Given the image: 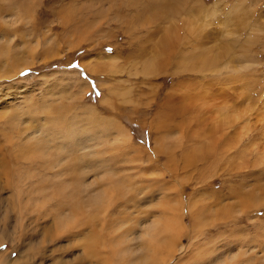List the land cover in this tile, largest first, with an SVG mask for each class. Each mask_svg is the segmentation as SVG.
I'll return each instance as SVG.
<instances>
[{
	"label": "rangeland",
	"instance_id": "1",
	"mask_svg": "<svg viewBox=\"0 0 264 264\" xmlns=\"http://www.w3.org/2000/svg\"><path fill=\"white\" fill-rule=\"evenodd\" d=\"M0 34V231L46 213L101 264H264V0H0Z\"/></svg>",
	"mask_w": 264,
	"mask_h": 264
},
{
	"label": "bare ground",
	"instance_id": "2",
	"mask_svg": "<svg viewBox=\"0 0 264 264\" xmlns=\"http://www.w3.org/2000/svg\"><path fill=\"white\" fill-rule=\"evenodd\" d=\"M148 1H170V0H148ZM5 37V36H4ZM0 39H3V36L2 34H0ZM2 48V44H0V50H4V49H1ZM7 49V47H6ZM3 53V52H2ZM209 60V59H208ZM211 60V59H210ZM203 62V61H202ZM207 62V61H205ZM204 62V64H206ZM214 63V62H212ZM211 61L210 62H207L208 65H211L212 64ZM260 112V111H259ZM250 118V117H249ZM88 119V118H87ZM264 119V118H263ZM262 119V120H263ZM248 120V119H247ZM250 120V119H249ZM261 119H259V126L256 125V133H255V138H256V141L257 142H262V145H263V148H264V121H262ZM248 122V121H247ZM249 124V123H248ZM245 125V124H243ZM247 125V124H246ZM62 146V145H61ZM44 148H45V145H44ZM64 149V147H62ZM1 150V149H0ZM63 151V150H61ZM0 155L2 158L1 159V165L3 167V171H6V173H9L11 172L9 167H10V162L5 158V156L3 155V153L0 151ZM60 160L62 159H65L64 157H60L59 158ZM12 164V163H11ZM13 174V172H12ZM14 175V174H13ZM17 175V174H16ZM80 191V189H77ZM78 191V192H79ZM84 191V189L82 190ZM12 199V198H11ZM29 200V199H28ZM91 201H93L95 203V200L94 199H90ZM98 200V199H97ZM35 204H34V207L33 206H30L28 207L29 210H34L36 212H39L41 209L43 210V208L41 207V204H39V202L36 200L34 201ZM26 205V204H25ZM78 205H80L78 202H76L73 206L71 205H67L68 207H70L71 209L72 208H76L78 207ZM83 206L87 211V216L90 217V214H92L90 212V210L87 209V206L86 204H83L81 205ZM39 208L40 210H37L36 209ZM60 207H56V209H59ZM22 209V207H21ZM46 210H51V212H56V209L54 207H48L46 206L45 207ZM78 210V209H77ZM173 210V209H172ZM30 211V212H31ZM65 211V210H64ZM71 212L75 211V210H70ZM78 212V211H77ZM76 212V213H77ZM97 212V211H96ZM21 213V211H20ZM19 213V214H20ZM29 213V212H28ZM35 213V212H34ZM32 212V217H33V214ZM66 213V211H65ZM74 213V212H73ZM72 213V214H73ZM81 213V211L79 212ZM99 213V212H97ZM62 214V213H61ZM63 215V214H62ZM68 215V214H67ZM35 216V215H34ZM16 219L17 220V227H19L20 231L18 233V236H19V239L21 241H23L24 244H20L19 242H16L14 241L15 237L11 235H9V232L7 233L5 231V229H1L0 231V244L2 245H5L7 244L9 248H6L5 250L2 249V252L0 253V264L1 262L4 260L5 258V255L6 253L8 252V250H14L16 252V256L11 260H7L8 261V264H33L32 261L34 260L33 257H38L36 259V262L34 261L35 264H101V238L99 239L97 236H95L92 231H91V234H89L85 241H79V240H73L75 236L79 235V233H76V232H70L69 234L64 232V231H58L59 229V226L58 225L59 223H61L63 220H61V218L63 217H57L55 220H57L56 222L54 221V219L52 218H49V216L45 213L43 216H41L40 219L38 218H35L33 217V223L34 224H31V227H26L27 229V232L24 231V229L22 228V225H24V220L26 219L22 214H20L19 218L18 216L16 215ZM31 217V216H30ZM31 217V218H32ZM71 217H74V216H71ZM70 217V219H71ZM78 217V216H77ZM94 217V216H93ZM172 217V216H171ZM199 217H200V213L196 214L195 216V224H200L202 222V220L200 219L199 220ZM30 218V219H31ZM133 218V217H132ZM28 219V218H27ZM27 220L28 222L30 221ZM59 219V221H58ZM78 220V219H76ZM81 220L80 222L84 225H86V228L90 225L91 226V222L94 221V218L91 220V219H87V218H82V219H79ZM173 220V219H172ZM39 222V224H38ZM68 222V221H67ZM70 222V221H69ZM154 222V221H153ZM152 222V223H153ZM73 223H76L74 220H73ZM151 223V224H152ZM5 224V223H4ZM26 226L28 223H25ZM78 224V223H77ZM155 224V222L153 223ZM152 224V225H153ZM157 224V223H156ZM155 224V226H156ZM150 226L147 230H152L153 229V226ZM158 225V224H157ZM15 226V227H16ZM29 226V224H28ZM142 226V225H141ZM13 228V229H16V228ZM42 227V228H41ZM61 228V227H60ZM63 229V228H62ZM144 229V228H143ZM155 231H157L155 229ZM133 232V230H132ZM153 232V231H152ZM152 232L150 233L152 235V238L155 237ZM147 235L148 234V231L146 232ZM154 233V232H153ZM157 233L159 234V232L157 231ZM63 234V240L62 242L63 243H59V236ZM128 236L130 235V233H127ZM161 234V233H160ZM100 235V234H99ZM125 235V234H124ZM143 235V234H142ZM146 235V234H145ZM156 235V234H155ZM101 236V235H100ZM111 236V235H110ZM114 236V235H112ZM135 236V235H134ZM13 237V238H12ZM117 237V236H116ZM126 237V236H125ZM130 237V236H129ZM132 237V236H131ZM146 237V236H145ZM18 238V237H17ZM127 238V237H126ZM118 239V237H117ZM120 239V237H119ZM123 239V238H122ZM129 239V238H128ZM150 239V238H149ZM132 240V239H131ZM130 240V241H131ZM151 240V239H150ZM154 240V239H153ZM80 242L79 243V246L81 247V253H82V256L81 255H77L76 258L73 259V263H71V261H68L66 260L64 257H63V254L65 253V245L67 244H71L73 242ZM118 241H121V240H118ZM134 241V240H133ZM132 241V242H133ZM152 241V240H151ZM115 242V241H114ZM126 242V241H125ZM58 243V244H57ZM135 243V242H134ZM150 243V242H149ZM45 244V245H44ZM46 244H52L50 247L49 246H46ZM141 243H139L140 245ZM121 245V244H119ZM135 245V244H134ZM138 245V244H137ZM228 247V246H227ZM117 248V246H116ZM131 248V247H130ZM139 248V247H138ZM249 249V248H248ZM137 250V249H136ZM143 251V248H141V245H140V248H139V252L141 253V251ZM228 250V249H227ZM247 250V249H246ZM119 251V250H117ZM151 251V250H150ZM12 252V251H11ZM115 252V251H113ZM123 252V251H122ZM149 252V251H148ZM222 252V251H221ZM227 253V251H225ZM117 254L118 257L117 259L113 262L114 264H120L119 260H121V251H119ZM8 255V254H7ZM141 254H137V257H133L130 261H131V264H155L153 262V256H150V257H145V255H141ZM149 255V254H148ZM115 256V255H114ZM220 256V255H219ZM222 257V256H220ZM159 258V257H158ZM33 259V260H32ZM113 259V258H112ZM212 259V258H211ZM224 259V258H222ZM221 259V261H222ZM49 260V261H47ZM162 260V258H161ZM218 262V261H217ZM106 263V262H105ZM112 263V264H113ZM215 263V262H213ZM130 264V263H129ZM212 264V260H211V263Z\"/></svg>",
	"mask_w": 264,
	"mask_h": 264
}]
</instances>
